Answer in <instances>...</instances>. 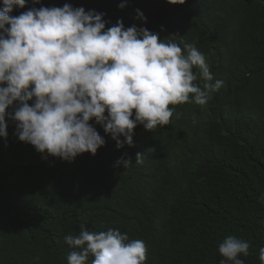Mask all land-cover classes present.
Returning a JSON list of instances; mask_svg holds the SVG:
<instances>
[{
  "label": "trees",
  "instance_id": "16d2710c",
  "mask_svg": "<svg viewBox=\"0 0 264 264\" xmlns=\"http://www.w3.org/2000/svg\"><path fill=\"white\" fill-rule=\"evenodd\" d=\"M65 4L104 14L106 30L122 21L125 29L146 28L161 40L174 34L182 51L183 43L195 44L223 85L203 107L170 106L175 112L166 126L148 131L137 125L134 147L118 148L103 126L90 121L105 144L72 162L21 142L16 123L6 117L0 264H67L72 249L65 236L78 234L81 225L142 240L144 264H219L218 247L229 235L249 243V255L239 257L244 264H261L264 0H26L11 15ZM137 153L144 155L142 163L135 164ZM123 154L132 162L127 168L117 165L126 160Z\"/></svg>",
  "mask_w": 264,
  "mask_h": 264
},
{
  "label": "clouds",
  "instance_id": "9594fccd",
  "mask_svg": "<svg viewBox=\"0 0 264 264\" xmlns=\"http://www.w3.org/2000/svg\"><path fill=\"white\" fill-rule=\"evenodd\" d=\"M25 5L26 0H0V137L7 138V117L16 123L18 139L40 154L68 162L84 153L94 156L105 141L93 120L118 148L134 147L137 125L148 131L166 126L175 112L170 106L203 107L223 85L195 44L183 43L182 51L174 34L161 40L146 28L125 29L122 21L106 30L104 14L68 4L11 15ZM137 18L146 23L139 10ZM122 156L126 160L117 165L131 166L129 154ZM143 156L137 153L135 164ZM65 243L72 249L67 264H144L147 258L145 243L118 229L95 232L81 225ZM249 248L227 236L218 247L219 264H244L239 257H247ZM259 260L264 264V248Z\"/></svg>",
  "mask_w": 264,
  "mask_h": 264
}]
</instances>
